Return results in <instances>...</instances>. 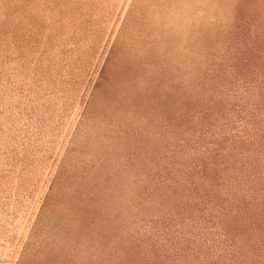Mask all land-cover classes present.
Returning a JSON list of instances; mask_svg holds the SVG:
<instances>
[{
  "label": "rangeland",
  "instance_id": "rangeland-1",
  "mask_svg": "<svg viewBox=\"0 0 264 264\" xmlns=\"http://www.w3.org/2000/svg\"><path fill=\"white\" fill-rule=\"evenodd\" d=\"M0 264H264V0H0Z\"/></svg>",
  "mask_w": 264,
  "mask_h": 264
}]
</instances>
